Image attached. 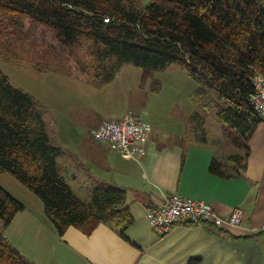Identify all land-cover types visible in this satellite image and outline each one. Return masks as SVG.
I'll return each mask as SVG.
<instances>
[{"label":"trees","instance_id":"obj_1","mask_svg":"<svg viewBox=\"0 0 264 264\" xmlns=\"http://www.w3.org/2000/svg\"><path fill=\"white\" fill-rule=\"evenodd\" d=\"M22 16L53 28L65 43L91 40L100 85L125 64L142 67L144 77L172 64L187 69L199 82L192 99L216 105L224 136L237 146L247 147L261 121L249 101L252 76L264 74L261 0H0V25L12 18L18 24ZM51 122L43 104L0 69V172L9 171L43 201L60 235L69 226L90 234L105 222L128 239L134 218L126 188L99 184L89 200L80 198L62 174L58 159L68 149ZM210 170L225 175L217 161ZM24 207L0 185L3 228ZM0 264L36 263L0 228Z\"/></svg>","mask_w":264,"mask_h":264},{"label":"crops","instance_id":"obj_2","mask_svg":"<svg viewBox=\"0 0 264 264\" xmlns=\"http://www.w3.org/2000/svg\"><path fill=\"white\" fill-rule=\"evenodd\" d=\"M261 1L264 4V0ZM143 74L139 85L150 80ZM156 80H150L149 89L157 88ZM191 92L190 100L194 104ZM177 108L176 123L167 118L160 126L147 120L152 130L142 140L146 154L138 158L115 150L108 140L97 139L95 142L90 134H84V140L88 141V146H84V167L89 163L98 173H89L90 180L84 182V192L78 196L82 198L84 194L87 201L94 187L104 183L125 187L126 200L134 218L127 229L134 240L119 235L118 226L105 222L90 234L77 226H69L64 235H60L55 228V233L66 239L65 246L69 245L70 253L80 252L75 253L80 257L79 261L85 264H264V121L257 124L244 149L224 136L223 124L215 111L220 123L219 143L211 141L219 134L206 138L205 134L194 131L192 123L189 124L196 107L192 110L191 106L182 103ZM137 110L129 107L125 114L106 118L84 108L81 116L84 117V127L96 129L107 119L119 118L131 111L141 116ZM173 126L174 133L170 131ZM186 128L189 131L185 132ZM231 145L237 148L235 153ZM75 156L73 150L68 149L59 157L64 159L59 165L65 178L74 177L71 165L82 162L81 159L76 161ZM213 161L221 164L225 175L210 170ZM163 192L204 199L212 203L221 216L240 208L242 221L239 225L227 222L176 224L166 234H160L151 226L146 210L160 203ZM73 229L78 232L75 239ZM78 238L81 244L84 243L82 250L77 244ZM48 262L56 264L54 249L49 252Z\"/></svg>","mask_w":264,"mask_h":264},{"label":"rangeland","instance_id":"obj_3","mask_svg":"<svg viewBox=\"0 0 264 264\" xmlns=\"http://www.w3.org/2000/svg\"><path fill=\"white\" fill-rule=\"evenodd\" d=\"M13 19L0 25V69L13 85L29 92L43 104L46 117L55 123L56 140L73 150L76 161L82 160L77 165H71L75 176L66 178L77 195L84 192V182L90 180L89 173H98L89 163L85 166L88 168L84 167V146H88L84 134H90L95 142L97 140L93 134L95 129L84 127V108L107 118L125 114L129 107H133L145 120L161 126L167 118H172L176 123L177 106L183 103L191 106L192 110L197 108L189 122L193 124L194 131L205 134L206 138L219 134L216 140L211 138V141L220 142V123L214 114L216 105L213 103L214 106L209 107L206 100L199 104L193 101L192 104L190 92L197 88L199 82L187 69L172 64L167 69L145 74L147 79H157V88L149 89L150 80L144 85L138 82L144 69L127 64L122 66H126V69L121 70V67L113 81L101 87L102 70H98L101 61L94 52L91 40L68 44L58 37L53 28L30 16L20 17L18 24L11 23ZM170 101L174 103L166 104ZM174 126L170 130L172 133L175 132ZM231 148L234 153L237 151L234 145ZM63 160L59 158L60 165ZM0 185L25 205L7 227H2L0 219V228L23 255L34 259L36 264H50L48 255L54 249L56 264H85L75 254L80 252L70 253L69 245L65 246L66 239L55 233V226L45 211L43 201L34 192L9 171L0 172ZM73 230L75 239L78 232ZM128 233L127 229L125 234L134 240ZM77 244L82 250L84 243Z\"/></svg>","mask_w":264,"mask_h":264},{"label":"built area","instance_id":"obj_4","mask_svg":"<svg viewBox=\"0 0 264 264\" xmlns=\"http://www.w3.org/2000/svg\"><path fill=\"white\" fill-rule=\"evenodd\" d=\"M253 91L249 101L255 115L264 121V74L257 73L251 78ZM152 130L151 124L140 115L131 112L119 118L107 119L93 131L98 140H108L113 148L127 156L138 158L146 154L142 140ZM148 220L153 229L166 234L176 224H201L227 222L239 225L242 211L234 208L229 215H219L212 203L197 197L178 193L163 192L160 203L149 206L146 210Z\"/></svg>","mask_w":264,"mask_h":264}]
</instances>
